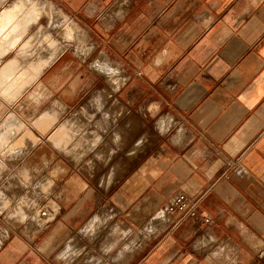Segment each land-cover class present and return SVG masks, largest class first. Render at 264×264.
Here are the masks:
<instances>
[{"label":"crops","instance_id":"1","mask_svg":"<svg viewBox=\"0 0 264 264\" xmlns=\"http://www.w3.org/2000/svg\"><path fill=\"white\" fill-rule=\"evenodd\" d=\"M16 8L0 264H264V0ZM178 193L196 216L165 214Z\"/></svg>","mask_w":264,"mask_h":264},{"label":"built area","instance_id":"2","mask_svg":"<svg viewBox=\"0 0 264 264\" xmlns=\"http://www.w3.org/2000/svg\"><path fill=\"white\" fill-rule=\"evenodd\" d=\"M198 200H191L183 193L176 194L169 203L164 207L165 214L172 216L182 214L189 217H194L197 214ZM207 222V220H205ZM173 226L176 223L172 224Z\"/></svg>","mask_w":264,"mask_h":264},{"label":"bare ground","instance_id":"3","mask_svg":"<svg viewBox=\"0 0 264 264\" xmlns=\"http://www.w3.org/2000/svg\"><path fill=\"white\" fill-rule=\"evenodd\" d=\"M31 1V0H30ZM17 2H19V1H17ZM26 2V1H25ZM20 4V3H19ZM26 4V3H25ZM40 4V3H39ZM24 6V5H23ZM44 6V5H43ZM17 7H18V5H17ZM31 7V6H30ZM51 8H52V6H50ZM49 7V8H50ZM20 8V7H19ZM32 9H33V7H32ZM10 10V9H9ZM9 10H8V12H9ZM43 10V9H42ZM53 10H54V8H53ZM12 11V10H11ZM19 11V10H18ZM41 11V10H40ZM39 12V11H38ZM49 12V11H48ZM36 13V12H35ZM45 13V12H44ZM56 13V12H55ZM16 14H17V8L14 10V12H11V13H8V14H5V15H3V19L2 20H0V30H2V29H5L4 27H7L9 24H10V22H11V20L13 21L14 20V17L16 16ZM31 14V13H30ZM40 14V13H39ZM19 15V14H18ZM20 16V15H19ZM18 16V17H19ZM48 16V15H47ZM2 17V16H1ZM34 17V16H33ZM38 17V16H37ZM17 19V18H16ZM19 19V18H18ZM23 19V18H22ZM52 19V18H51ZM60 20V19H59ZM53 22V21H52ZM67 22V21H66ZM46 23V22H45ZM49 23H51V21L49 22ZM49 25V24H48ZM54 25V24H53ZM67 25V24H66ZM11 27H12V25H11ZM38 27V26H37ZM54 27H56V25L54 26ZM15 28V27H14ZM20 29V28H19ZM58 29H60V28H58ZM62 29V28H61ZM64 29V28H63ZM23 30V29H22ZM7 31V30H6ZM46 31H48V30H46ZM57 31V30H56ZM1 32V31H0ZM8 32H9V30H8ZM43 32V31H42ZM3 33V32H2ZM23 33H25L24 31H23ZM62 33V32H61ZM67 33V32H66ZM4 34V33H3ZM6 34V33H5ZM19 34V33H18ZM17 34V35H18ZM54 34V33H53ZM52 34V35H53ZM57 34H58V32H57ZM7 35V34H6ZM9 35V34H8ZM7 35V36H8ZM64 35V34H63ZM69 35V34H68ZM5 36V35H4ZM46 36V35H45ZM55 36V35H54ZM74 37V36H73ZM5 39H6V37H5ZM36 39V38H35ZM40 39V38H39ZM2 40V39H1ZM54 40V39H53ZM86 40V39H85ZM14 41V40H13ZM26 41H28V39H26ZM48 41V40H47ZM50 41V40H49ZM11 42V41H10ZM19 42V41H18ZM72 42V41H71ZM5 43V42H4ZM22 43V42H21ZM26 43H28V42H26ZM36 43V42H35ZM76 43V42H75ZM31 44V43H30ZM48 44V43H47ZM59 45V44H58ZM10 46H11V44H10ZM13 46H14V44H13ZM31 46V45H30ZM29 46V48H32V47H30ZM34 46V45H33ZM2 47V46H1ZM45 47V46H44ZM88 47V46H87ZM9 48V47H8ZM10 48H12V47H10ZM66 48V47H65ZM46 50V49H45ZM48 50V49H47ZM29 51V50H28ZM28 51H26V52H28ZM58 51V50H57ZM25 52V51H24ZM40 52V51H39ZM84 52V51H83ZM1 53V52H0ZM9 53V52H8ZM37 53V52H36ZM35 56V55H34ZM54 56V55H53ZM25 59V58H24ZM50 59V58H49ZM25 60H28V59H25ZM51 63V62H50ZM105 64V63H104ZM22 78V77H21ZM3 86V85H2ZM13 86V85H12ZM5 87V86H4ZM26 87V86H25ZM21 89V88H20ZM3 90V89H2ZM6 93V92H5ZM102 95V94H101ZM16 96V95H15ZM33 98V97H32ZM11 99V98H10ZM60 119V118H59ZM130 127V126H129ZM13 134V133H12ZM122 135V134H121ZM163 216V215H162ZM162 216H161V219H162ZM165 217H167V216H165ZM158 219H160V218H158ZM157 219V220H158ZM167 219V218H166ZM165 219V220H166ZM159 221V220H158ZM161 221V220H160ZM159 221V222H160ZM167 221V220H166ZM160 224V223H159ZM158 223H157V225H159ZM161 224H162V222H161ZM159 228V227H158ZM158 228H157V230H158ZM74 240V239H73ZM75 244V243H74Z\"/></svg>","mask_w":264,"mask_h":264}]
</instances>
